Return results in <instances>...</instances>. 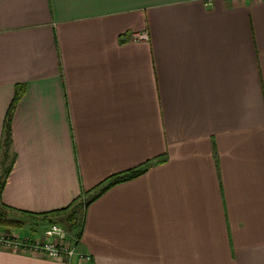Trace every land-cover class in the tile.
<instances>
[{"label": "crops", "instance_id": "obj_1", "mask_svg": "<svg viewBox=\"0 0 264 264\" xmlns=\"http://www.w3.org/2000/svg\"><path fill=\"white\" fill-rule=\"evenodd\" d=\"M20 90L1 202L91 260L0 264H264V0H0V149Z\"/></svg>", "mask_w": 264, "mask_h": 264}, {"label": "built area", "instance_id": "obj_2", "mask_svg": "<svg viewBox=\"0 0 264 264\" xmlns=\"http://www.w3.org/2000/svg\"><path fill=\"white\" fill-rule=\"evenodd\" d=\"M136 39H148V34H136ZM20 237L0 236V245L10 251H25L42 254L53 259L78 257L90 261V254L79 252L74 245L68 243L66 228L59 223H51L44 235L37 238L19 239Z\"/></svg>", "mask_w": 264, "mask_h": 264}, {"label": "trees", "instance_id": "obj_3", "mask_svg": "<svg viewBox=\"0 0 264 264\" xmlns=\"http://www.w3.org/2000/svg\"><path fill=\"white\" fill-rule=\"evenodd\" d=\"M21 95H22V90H20L16 93V98L8 110L6 121H5L4 137H3L2 145H1V149H0V170H1L0 195H1L2 190L4 188L6 178H7L8 174L10 173L13 162H14V154L12 152V126H11V121H12V116H13L16 104H17L19 98L21 97ZM145 169L146 168H139L136 170H131V171L125 172L123 174H117V175L112 176L106 182H104V184H102V186L100 188H98L96 193L93 195L92 199H95L97 196H99L100 194L105 192L111 186L116 185V184L121 183V182H124V181H127L129 179H132V178L140 175L141 173H143L145 171ZM0 204L3 208H8L11 210V208H9L8 206H6L5 204H3L1 202V196H0ZM84 204H88V202H85ZM82 206H83V204H82ZM23 213L28 215V216H35L34 214H30V213H26V212H23ZM44 216L47 217V215H44ZM75 217H76V211L71 212V214L67 218V224H68L67 226L68 227H70V228L76 227L77 228L76 223H75L76 222Z\"/></svg>", "mask_w": 264, "mask_h": 264}, {"label": "rangeland", "instance_id": "obj_4", "mask_svg": "<svg viewBox=\"0 0 264 264\" xmlns=\"http://www.w3.org/2000/svg\"><path fill=\"white\" fill-rule=\"evenodd\" d=\"M1 175V170H0ZM47 215L45 216H28L23 212H16L8 208H3L0 204V236H15L19 239L37 238L43 236L48 225L54 223ZM56 223L67 228V218L54 219ZM19 225V226H18ZM30 226H37V235L31 236ZM29 232V233H28Z\"/></svg>", "mask_w": 264, "mask_h": 264}]
</instances>
